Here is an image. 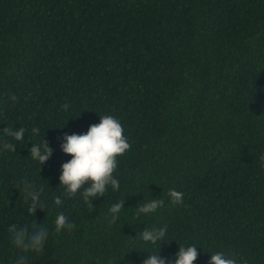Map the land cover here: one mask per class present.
<instances>
[{"label": "trees", "instance_id": "1", "mask_svg": "<svg viewBox=\"0 0 264 264\" xmlns=\"http://www.w3.org/2000/svg\"><path fill=\"white\" fill-rule=\"evenodd\" d=\"M99 115L121 122L130 148L117 157L119 190L90 206L59 185L70 158L59 145ZM16 127L23 147L0 134V264H141L158 244L140 230L165 225L166 260L197 245L194 264L216 251L264 264V0H0V130ZM42 139L53 152L40 168L29 148ZM24 181L44 188L39 253L8 232L35 222ZM172 189L182 203L169 202ZM153 197L165 205L134 215ZM61 212L74 227L57 233Z\"/></svg>", "mask_w": 264, "mask_h": 264}, {"label": "clouds", "instance_id": "2", "mask_svg": "<svg viewBox=\"0 0 264 264\" xmlns=\"http://www.w3.org/2000/svg\"><path fill=\"white\" fill-rule=\"evenodd\" d=\"M16 99L15 96L12 97ZM64 111H68L70 105L65 103L61 106ZM79 115V114H78ZM77 115V116H78ZM71 117V116H70ZM40 129L33 127L32 135L39 136ZM0 134L11 136L12 140L20 142L24 146V137L26 130L23 127L15 129L3 128ZM60 149L63 153L70 156L68 160L60 165L59 185H62L67 196L74 197L78 192L82 199L88 205L97 197H104L109 186L113 191L120 188L119 180L113 175L117 168V157L123 155L130 144L124 135V128L121 122L112 115H99V122L90 124L86 132L63 134L60 143ZM4 148H10L14 152V146L8 142L3 145ZM53 149L49 147L42 139L41 143H31L29 154L31 159L38 162L41 166L50 158ZM261 167H264V154L259 156ZM24 200L29 204V211L33 215L35 222L29 225L17 226L11 224L8 226V232L12 244L24 253H39L43 251L49 238L50 231L47 226L37 223L35 219L36 210H43L42 196L44 188L31 181H24L22 185ZM169 202L180 204L183 201V193L175 189L168 192ZM54 203L57 206L62 204L61 198H55ZM165 205V200L153 197L136 208L134 215L137 217L143 214L148 216ZM125 208L123 200L113 203L109 208V224H114L119 218L122 209ZM73 224L62 212L54 218V229L57 233L62 230H71ZM141 239L147 244L156 245L158 248L151 254H146L141 264H194L197 259V245L179 246L178 251L174 253V258L166 260L158 255L161 242H167L165 237L168 232L167 225L160 228L141 229ZM169 241V240H168ZM208 264H242L234 254L225 251L209 252ZM26 257L21 256L16 264H24Z\"/></svg>", "mask_w": 264, "mask_h": 264}]
</instances>
